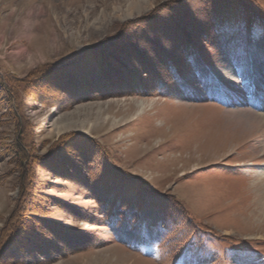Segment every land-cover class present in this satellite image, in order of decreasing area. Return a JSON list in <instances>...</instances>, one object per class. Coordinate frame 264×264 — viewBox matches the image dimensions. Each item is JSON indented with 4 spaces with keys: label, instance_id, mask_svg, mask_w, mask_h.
Segmentation results:
<instances>
[{
    "label": "rangeland",
    "instance_id": "374dc122",
    "mask_svg": "<svg viewBox=\"0 0 264 264\" xmlns=\"http://www.w3.org/2000/svg\"><path fill=\"white\" fill-rule=\"evenodd\" d=\"M0 75V264H264V0H0Z\"/></svg>",
    "mask_w": 264,
    "mask_h": 264
},
{
    "label": "bare ground",
    "instance_id": "6f19581e",
    "mask_svg": "<svg viewBox=\"0 0 264 264\" xmlns=\"http://www.w3.org/2000/svg\"><path fill=\"white\" fill-rule=\"evenodd\" d=\"M25 4V3H24ZM51 9V8H50ZM53 9V8H52ZM15 11V10H14ZM91 11V10H90ZM96 11V10H95ZM73 13V12H72ZM28 14V12H27ZM47 15V14H46ZM91 15V14H90ZM88 17V16H87ZM143 40V39H142ZM134 46V45H133ZM133 48V47H132ZM116 50V49H115ZM115 50L113 52H115ZM119 51V50H118ZM140 53V52H139ZM117 55V54H116ZM144 57V56H143ZM95 61V59H94ZM109 61V60H108ZM111 62V61H110ZM99 64V62H96V65ZM104 65V68H105V64L104 62L102 63ZM101 65V64H100ZM94 66V65H93ZM92 66V67H93ZM99 67V65H98ZM259 70H263V67H261ZM91 72H94L93 70ZM129 72V71H128ZM98 74V72H94V74ZM109 74V73H108ZM119 75V74H118ZM120 76V75H119ZM118 78V77H117ZM220 78V76H219ZM96 80V79H94ZM103 81V80H102ZM102 81H96L95 83H101ZM258 81V82H257ZM104 83V81H103ZM219 83V82H218ZM217 84V83H216ZM126 85V84H125ZM254 88L252 89V91H250L249 93L245 94L239 101H237L235 104H232V107L235 106H239V108L237 107L234 111L232 112H227V111H224L225 113L233 116L232 119L234 120H229V128H231L232 126L231 125H235L236 127H238V123L239 124H245L250 130L253 129V127H257L259 130H261V133L260 135L256 138V141L257 143L259 144L258 148L261 149V150H264V112L262 113H258V110L259 111H262L264 110V103H258L256 105H250L248 104L247 100L249 99H258L259 98H264V93H263V90H264V87H262V85L260 84V81L258 79H256L255 81V84L253 85ZM110 93V92H109ZM92 99H99L101 96H95L92 95L90 96ZM204 97V96H203ZM223 98V97H222ZM221 99V98H220ZM224 100V99H223ZM226 100V98H225ZM259 100V99H258ZM230 101V99H227V102ZM144 104V103H143ZM132 106L130 107H121V110H119L121 113H124L126 114L127 113H132L133 109ZM135 108H138L137 106L134 107ZM208 109V108H207ZM144 110V108H143ZM136 111V110H135ZM223 112V111H222ZM118 115V114H117ZM141 115V114H140ZM125 116V115H123ZM138 116V115H137ZM226 125V127H228ZM238 129H240V127H238ZM235 130V129H234ZM233 130V131H234ZM238 130H235V133L233 132V136L236 138L238 136ZM204 146H207V144H203ZM208 145H211L212 148L213 147H217L216 145H212V144H208ZM237 145V144H236ZM229 145L228 143L226 142L224 145H222L220 147V149H223L224 151L228 150L229 149ZM197 150H199V148H197ZM196 151V153H191V156L189 158V162L188 163H184L185 165L186 164H189V163H192V162H197V163H201V162H204L205 159H203L204 157H198L197 155L199 154V151ZM184 165V166H185ZM258 176H259V180H260V189L257 191V202L255 204V208L254 209H257V212L264 215V170L260 171L258 173ZM73 186V185H72ZM257 189V188H256ZM26 216V215H25ZM260 218V217H259ZM264 218V217H263ZM46 222V221H45ZM116 250H120L122 252L123 249H120L118 247L115 248ZM126 253V252H124ZM132 259H135L136 261L131 263V264H153L151 262H147L143 259H140L134 255H127V257H124V258H121L120 255L115 256L114 255H111L109 257H107V261L110 263V264H128L129 263V258Z\"/></svg>",
    "mask_w": 264,
    "mask_h": 264
},
{
    "label": "trees",
    "instance_id": "16d2710c",
    "mask_svg": "<svg viewBox=\"0 0 264 264\" xmlns=\"http://www.w3.org/2000/svg\"><path fill=\"white\" fill-rule=\"evenodd\" d=\"M241 21H243V22H247L246 24H247V27L249 26V25H251V23H249L248 21H245L244 19H240ZM226 24H228V23H226ZM225 24V26H223V28L222 29H225V28H229V26H227ZM257 24V23H256ZM240 26L242 27V28H239V27H236V28H238V29H246V26H245V24H240ZM188 59H191V57L189 56V58ZM169 73V72H168ZM43 74V75H42ZM46 74H48V71H46V70H43V71H40L39 72V74H36L35 75V73H32V75H30L29 77H30V79H28V80H26L28 83H33V82H37V81H41V80H43L42 79V76H44V75H46ZM1 77H2V75H0V79H1ZM13 79H15L16 81H18V79L16 78V77H12ZM19 82H25V81H19ZM7 84V82H3V85H6ZM105 215H108L107 213H105ZM112 216V215H111ZM108 217H110V216H108Z\"/></svg>",
    "mask_w": 264,
    "mask_h": 264
}]
</instances>
